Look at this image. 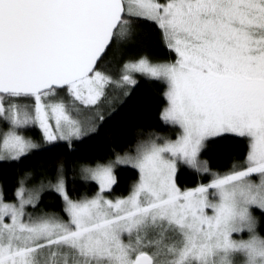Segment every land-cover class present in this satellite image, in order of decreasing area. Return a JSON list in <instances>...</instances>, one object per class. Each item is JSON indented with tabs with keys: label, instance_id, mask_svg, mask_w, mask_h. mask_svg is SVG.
Wrapping results in <instances>:
<instances>
[{
	"label": "snow or ice",
	"instance_id": "obj_1",
	"mask_svg": "<svg viewBox=\"0 0 264 264\" xmlns=\"http://www.w3.org/2000/svg\"><path fill=\"white\" fill-rule=\"evenodd\" d=\"M141 22L174 59L142 56L113 74L111 46L134 42ZM133 72L166 84L160 116L176 138L81 163L98 184L90 196L70 194L75 165L62 157L11 192L0 182V264H264V0H0V161L75 151L124 102ZM229 136L246 157L213 172L201 155ZM116 164L138 170L127 195L112 196ZM181 165L212 178L181 187ZM45 191L59 212L40 208Z\"/></svg>",
	"mask_w": 264,
	"mask_h": 264
},
{
	"label": "trees",
	"instance_id": "obj_2",
	"mask_svg": "<svg viewBox=\"0 0 264 264\" xmlns=\"http://www.w3.org/2000/svg\"><path fill=\"white\" fill-rule=\"evenodd\" d=\"M137 46L145 45L147 56L153 60L174 59L164 46L161 34L155 25L141 22L137 25ZM133 43V42H132ZM126 46L123 47L124 54ZM118 44H113L108 52L107 68L113 74H118L121 66L130 57H138L141 52L119 54ZM120 55V58H117ZM122 56V57H121ZM116 65L114 66V64ZM114 66V68H113ZM166 86L163 82L148 77L140 76L136 85L131 88L124 102L118 105L110 118L100 126L95 134H91L75 143V151H68L63 147L54 152H38L23 159L22 162L0 161V182L4 183L9 192L16 186V182L23 173L34 169L37 173L41 168L52 174V162L57 157H62L75 165L69 168L68 187L73 197L93 195L98 190V184L83 178L79 165L88 163L95 166L97 162L107 163L112 161L117 154L133 151L140 141H145L154 134L175 137L176 128L165 124L160 116L167 101L163 93ZM27 134L40 137L38 128H31ZM246 142L239 137L229 136L217 138L210 142L201 155L207 160L213 172L224 173L231 169L234 162H242L246 157ZM117 183L114 185L113 195H127L131 186L138 177V170L133 167H118L115 170ZM178 183L181 187H195L200 183H207L212 177L201 174L187 166H181L178 173ZM40 208L46 211L59 212L61 200L59 196L50 191H45L42 196ZM260 215L259 212L256 213ZM259 231L264 234V222L259 226Z\"/></svg>",
	"mask_w": 264,
	"mask_h": 264
},
{
	"label": "rangeland",
	"instance_id": "obj_3",
	"mask_svg": "<svg viewBox=\"0 0 264 264\" xmlns=\"http://www.w3.org/2000/svg\"><path fill=\"white\" fill-rule=\"evenodd\" d=\"M137 41H134L133 43H130V44H125V45H121V44H118V49H117V52L119 53V54H122L123 52H124V50H123V47L124 46H126V47H128V48H126L125 49V54L123 55V56H126V55H130V56H135L134 55V53H137L138 51H140V50H142V51H145V50H148L147 48H146V46L145 45H141V46H137ZM142 56H147V53H146V51L145 52H141L140 53V55L138 54V57H130L129 59H127L126 61H128V60H137V59H139L140 57H142ZM122 57V56H121ZM150 60H152L153 62H155V61H161V60H153V59H151L149 56H147ZM117 58H120V55H118V57ZM116 65V63L114 64V66ZM114 66H113V68H114ZM135 77H136V79L138 80V78L140 77V76H143V77H145L143 74H140V73H138V72H133L132 73ZM152 79H154V78H152ZM165 84V83H164ZM165 86H166V84H165ZM29 130H31V128L30 129H28L27 130V132L29 131ZM176 132H177V129H176ZM161 137H168V138H171V139H175L176 138V135H175V137H171V136H165V135H160ZM146 141V140H145ZM135 150V149H134ZM134 150L133 151H129V152H134ZM126 153V152H125ZM125 153H122V154H120V155H123V154H125ZM202 159V158H201ZM115 160V158L112 160V161H114ZM203 160V159H202ZM181 166H183V165H181ZM185 166V165H184ZM118 167H132L131 165H122V164H116L115 165V168H114V172H115V170L118 168ZM254 179H256L257 177H253ZM97 183V182H96ZM113 188H114V186H113ZM112 196H115V195H113V192H112ZM239 238V237H238Z\"/></svg>",
	"mask_w": 264,
	"mask_h": 264
}]
</instances>
